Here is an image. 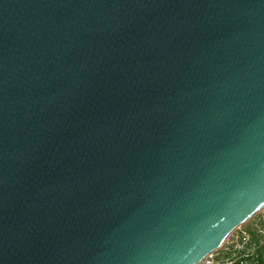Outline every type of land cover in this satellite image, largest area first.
Returning a JSON list of instances; mask_svg holds the SVG:
<instances>
[{
  "label": "water",
  "instance_id": "obj_1",
  "mask_svg": "<svg viewBox=\"0 0 264 264\" xmlns=\"http://www.w3.org/2000/svg\"><path fill=\"white\" fill-rule=\"evenodd\" d=\"M264 208V0H0V264H199Z\"/></svg>",
  "mask_w": 264,
  "mask_h": 264
},
{
  "label": "built area",
  "instance_id": "obj_2",
  "mask_svg": "<svg viewBox=\"0 0 264 264\" xmlns=\"http://www.w3.org/2000/svg\"><path fill=\"white\" fill-rule=\"evenodd\" d=\"M254 218V220H253ZM231 232L218 249L205 256L199 264H262L264 248V208L246 223Z\"/></svg>",
  "mask_w": 264,
  "mask_h": 264
},
{
  "label": "rangeland",
  "instance_id": "obj_3",
  "mask_svg": "<svg viewBox=\"0 0 264 264\" xmlns=\"http://www.w3.org/2000/svg\"><path fill=\"white\" fill-rule=\"evenodd\" d=\"M253 220H254V218H253ZM253 220L250 221V222H248V223H245L243 227H244V228H247V227L250 225V223L253 222ZM262 258H263V264H264V250H263V252H262Z\"/></svg>",
  "mask_w": 264,
  "mask_h": 264
},
{
  "label": "trees",
  "instance_id": "obj_4",
  "mask_svg": "<svg viewBox=\"0 0 264 264\" xmlns=\"http://www.w3.org/2000/svg\"><path fill=\"white\" fill-rule=\"evenodd\" d=\"M263 250H264V248H263ZM263 259V258H262ZM263 264V263H262Z\"/></svg>",
  "mask_w": 264,
  "mask_h": 264
}]
</instances>
